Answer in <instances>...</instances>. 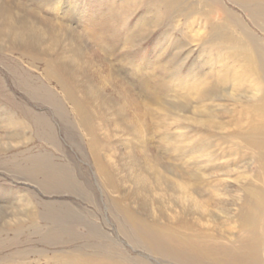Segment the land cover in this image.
<instances>
[{
    "label": "rangeland",
    "instance_id": "obj_1",
    "mask_svg": "<svg viewBox=\"0 0 264 264\" xmlns=\"http://www.w3.org/2000/svg\"><path fill=\"white\" fill-rule=\"evenodd\" d=\"M2 1L7 4L0 10V264H61L54 255L72 251L127 259L128 264H186L148 251L138 242L120 224L112 204L116 198L138 212L144 209L141 214L149 221L161 216L158 221L167 223L175 216L186 219L208 239L230 237V211L235 209L231 191L238 172L248 169L250 157L231 135L242 125L233 116L236 111L239 116L241 108L227 95L234 93L231 86L215 85V81L212 84L218 89L204 85L206 77L210 81L208 54L215 52L203 50L195 38L207 27L203 30L198 24L193 30L188 27L190 31L182 17H173L180 20L177 26L173 20L153 22L155 9L150 13L143 7L114 13L121 9L122 0H55L58 15L49 0ZM218 1L242 16L228 0ZM211 18L219 20L215 15ZM149 21L153 27L146 26ZM194 81L208 91L204 98L185 92V83ZM80 110L85 111L86 126L78 121ZM9 121L18 126L3 130ZM5 132L12 137L8 139ZM106 176L110 189L103 180ZM184 178L191 181L193 193L199 191L197 207L176 185ZM211 186L215 191L211 192ZM150 188L156 191L150 193ZM25 212L33 217L19 214ZM65 213L66 219H53ZM17 219L22 220L19 231ZM58 226L62 228L59 236L55 234Z\"/></svg>",
    "mask_w": 264,
    "mask_h": 264
},
{
    "label": "bare ground",
    "instance_id": "obj_2",
    "mask_svg": "<svg viewBox=\"0 0 264 264\" xmlns=\"http://www.w3.org/2000/svg\"><path fill=\"white\" fill-rule=\"evenodd\" d=\"M0 1H1L0 7L3 5L2 8L0 9V10H2V9H4V3H6L7 1L6 2H3L2 0H0ZM113 2H115V1L113 0ZM118 2H119V0H118ZM228 2L231 5L235 6L237 9H239L241 11L242 16L239 14H236L232 9L227 7L224 2L218 1V0H122V2H120L122 4V5H120L121 9H114L113 10L114 13L119 14L116 10H122L119 12L123 13L124 11L127 10V8H131V9H134V11H136V10L138 11L141 7H143L147 11H150V13H151V11L153 9H155L156 15L154 17H156V18L154 19V21L152 20L153 17L151 18V20L153 22L161 21L164 24V22L169 21V23H171V21L173 20V17H174V19L182 17V18H184L185 25H188L187 28L189 27V28H192V30H193L194 27L198 24L201 25V28L203 30H205L207 27V31H204L203 33L201 32L195 38V41L197 43H200L203 50H205V51L213 50L215 52V54H211V53L208 54V56H209L208 61H209L210 67H211V69H210L211 72H210V76H209L210 81L207 79V77L205 79L206 81H204L205 88H207V89L212 88V86H213L212 83H214V81H215V85L219 84V85H223V86H229V88L231 86L230 92H234V93L233 94H227V95H230L233 98L234 104H237L238 106H240L239 109L241 108V111L239 110L240 111L239 116H237V111H236V114H234V112H233V114H234L233 116L235 119H237V117H238L237 122H239L242 125L239 128H238V125H235L236 128H238V129L233 127V129L235 128L236 131L234 133H232L233 132L232 131L231 135L233 134L232 138L234 137L235 140H238L239 144L241 143L243 145L242 147L248 151V156L250 157V162H249L250 165L248 164L249 165L248 169L245 167V169H247L246 171H244V169L242 172H240L242 169L240 171L238 170L239 172L236 171V172H238V175H236L238 177L234 181L235 186H233V184H232V186L234 187L233 191H231V193H233L232 194V196H233L232 205H234L235 209H233L234 211H232V210L230 211L231 213L232 212L233 213L231 215V218L229 217V219H231L230 221L232 222L231 223L232 224V227H231L232 232H233V230H235L234 231L235 233L231 232L230 237L227 236L228 237L227 238L225 236L226 238H224L222 236L221 241L215 239L213 236L209 237L210 239H208L207 238L208 235L207 236L202 235V233H203L202 231H201L202 232L201 233L200 231H197L194 228H192L190 226V224L186 222L187 221L186 219H185L186 220L185 221L184 219L175 218V216L173 219H171L170 218L171 216H169V218L171 219V222L168 221L167 223H162V222L158 221V220H160L161 216H155V214H154L152 218H154V216H155V218H157V219H154L155 221H151V220L149 221L145 216H143L141 214V213L144 214L143 208H141V209H143L142 212H140V211L138 212L136 209L130 208L128 206V204L127 205L124 204V202H122L121 198H116L112 202L114 209L116 211V214L119 217L120 224L127 226L129 233L131 235H133L137 239L138 242H140L142 245H144L148 251H152V252H155V254L158 253L161 256L168 257V258L176 261L177 263L180 262V263H186V264H264V38L259 35V34H264V0H228ZM49 3H50L49 5L51 6L52 12L54 14L57 13V15H58L60 13L58 10L59 1L55 2V0H49ZM15 4H18L21 8H23L25 11H27V9H26L27 7L25 5L18 3V2ZM110 7H112V5ZM113 7H114V5H113ZM115 7H116V4H115ZM155 7L156 8L158 7L159 11H158V8L156 9ZM124 8H126V9H124ZM110 10H112V9H110ZM214 15L217 18H219V20L214 22L211 18ZM36 19H38L40 22H43V23L50 25L52 28L58 29L59 25L55 24L54 22H50L48 19H44L41 17H38ZM122 20H125V18ZM128 20H129V18H128ZM178 21H180V20H178ZM178 21L177 22L174 21V22H176V26L178 24ZM153 22L149 21L148 23H146V22L145 23H146V26H149L151 23L154 24ZM100 23H102V22H100ZM120 23H121V21H120ZM169 23H166V24H169ZM152 24H151V26H152ZM206 24H207V26H206ZM40 25H41V23H40ZM97 25H99V24H97ZM102 25H103V23H102ZM250 25L252 26V28L256 29L259 34L254 32L255 30L253 29L254 30L253 31L252 28H250ZM93 26H96V25H93ZM91 27H92V25H91ZM197 27L198 26H196V28ZM201 28H198V29L200 30ZM59 29H61V28H59ZM152 30H154V29H152ZM189 30L191 31V29H189ZM199 30L197 31L198 33H199ZM87 31H89V29ZM84 32H85V30H84ZM193 33H195V31H193ZM136 34H138V33H136ZM192 38L193 37H191V39ZM88 50H89V48H88ZM27 54H28V52H27ZM29 57H30V55H29ZM45 59H47V58H45ZM92 61H94V60H92ZM58 64H59V62H58ZM47 66H48V63H47ZM50 67L51 66L48 67L49 70L51 69ZM64 67H66V66L64 65ZM58 68H59V71L62 73V70H60V67H58ZM89 68H91V67H89ZM213 69L215 71H213ZM59 71H55V72H57L56 75H58L60 73ZM55 72L53 71V74ZM61 76L63 77V75H61ZM49 79H52V78L50 77ZM211 81H213V82H211ZM55 83H56V81H55ZM65 83H66V81H65ZM61 84H62V82H61ZM201 84H203V83H201ZM78 86H79V84H78ZM223 86H222V89H224ZM213 87H216V86H213ZM205 88H200L199 82H198V84H196L195 81L193 83H185V85H184L185 92L192 95V96L194 95L198 99L201 98L205 93H208V91L206 92ZM232 88L234 89V91H232ZM244 88L246 90H243ZM69 89H67V90L70 92ZM216 89H218V88L216 87ZM227 89H228V87H227ZM227 89H225V90H227ZM72 90H73V88H72ZM75 90H76V88H75ZM226 93L227 92H225V95H226ZM89 94H90V92H89ZM188 94H186L187 97H188ZM205 95H207V94H205ZM69 96L67 97V94L65 93V97H66V99H68V101L70 103L72 101V99L69 98ZM100 96H102V95H100ZM203 98H204V96H203ZM92 99H93V97H92ZM122 99H124V98L122 97ZM192 100H194V99H192ZM74 101L77 102L78 100H74ZM80 102H82V101H80ZM91 103H93V101H91ZM123 103H124V101H123ZM89 104H90V102H89ZM82 105H84V103ZM79 106H80L79 104H78V106L74 105L73 109H75V111H78ZM77 108H78V110H76ZM232 108L234 109V106ZM81 110H80L81 113L77 112L78 113L77 118H78V121L80 120L81 125L86 126V125H88L87 120L85 118L86 114L84 115L85 111L82 113L83 110L82 111ZM89 112H90V110H89ZM204 112H203V114H204ZM93 113H95V112H93ZM208 114H209V112H208ZM203 118H205V117H203ZM210 119H208V120H210ZM3 121H5V119H3ZM12 121H9L3 130H5L7 128V126L8 127L11 126V129L18 126V125L15 126L16 123L12 122ZM203 122H204V120H203ZM6 131H8V130H6ZM223 132H225V131H223ZM9 133L8 132L4 133L5 135H7L6 136L7 138L9 136L12 137V134H9ZM228 135H230V134H228ZM247 151H246V153H247ZM242 152H243V150H242ZM233 155L234 156L237 155L236 151ZM241 156H242V154H241ZM244 157H247V155ZM147 160H149V159H147ZM241 160L243 161V164H244L245 160H243V159H241ZM150 164L153 165V163H150ZM234 164L236 165L237 163L234 162ZM148 165H149V162H148ZM96 166H97L98 171L102 172V169L100 168L101 163L96 161ZM153 166H156V165L154 164ZM159 166L160 165L158 164V167ZM227 166H229V163ZM160 169H157V170L159 171ZM164 169H166V168H164ZM231 169H233V167ZM236 169H239V168H236ZM236 169H234V170H236ZM166 170H168V168ZM158 173H160V172H158ZM154 174L157 175V173H153L152 175L154 176ZM160 175H162V174H160ZM160 175L158 174L157 177L158 176L160 177ZM181 175H183V174L181 173ZM183 176L181 177L182 179H183ZM186 177H188V175ZM177 179H179V177ZM188 179L189 178H187V180ZM191 179H192V177H191ZM103 180H104L105 186H107V188L108 187H109V189L112 188V184L110 182V179L107 178V176ZM171 180H174V179H171ZM193 180L196 181V179H192L191 181H193ZM180 181L178 183H176V185H177V187H180V191H182L181 195L183 197H185V196L188 197V199L192 200L193 203L195 202L194 203L195 207H197L196 204H198V206H199V203H198L199 200H197L198 199L197 196L200 194L195 196V193L199 192V191L195 192V190H194L195 193L192 192V188L190 186L191 181L189 183L185 182L186 179L183 180V183ZM195 181H194V183H197V181L196 182ZM168 182L171 183L170 181H168ZM184 182L188 183L189 185L184 184ZM157 183H158V180H157ZM157 183H156V185H157ZM159 183H161V181H159ZM169 183H167V184H169ZM161 184H160V186H162ZM178 184H182V185H178ZM164 185H166V184H164ZM197 185H199V184L197 183ZM215 186H214V188L212 186H211L212 188L210 187L212 189L211 192L215 191V190H213V189H216ZM145 187H147V186H145ZM162 187H165V186H162ZM153 188H155V186ZM218 188L221 189L222 187L221 188L218 187ZM150 189H151L150 193L153 190L156 191V189H153V190H152V188H150ZM157 189H160V188H157ZM226 189L229 191V188H226ZM114 190H115V188H114ZM159 192H160V190H159ZM203 192L205 194L204 190H203ZM221 192H223V191L221 190ZM163 193L164 192H162L160 194L162 195ZM200 193L202 195V192H200ZM214 193L216 194L217 192H214ZM225 193L226 192L222 193L221 195L225 196L226 195ZM218 194H220V192ZM177 195H178V193H177ZM212 195L213 194L211 193V196ZM229 195H230V193H229ZM172 196H174V195H172ZM209 197H206V198L209 199ZM166 198H168V197H166ZM228 199H229V196H228ZM201 200L202 199H200V201ZM229 200H231V199H229ZM206 201H209V200H206ZM135 202H137V201L135 200ZM151 203L152 204H150V206L154 207L153 202H151ZM228 203L230 204L231 201ZM132 205H134V204H132ZM137 206L138 205H136V207ZM224 206L225 205H223V208H224ZM200 207H201V205H200ZM229 207H227V208H229ZM133 208H135V206ZM156 208H154V211ZM160 209H162V208L160 207ZM158 210H159V208H158ZM150 211H153V210H150ZM159 212H160V210H159ZM184 212L186 214L185 209H184ZM156 213H158V212H156ZM226 213L227 212L225 210L224 215ZM19 214L20 215H22V214L26 215L29 218L33 217V215H31L29 212H27V214H26V212L25 213H19ZM161 214H163V212ZM228 214H229V212H228ZM148 215H150V214H148ZM179 215L177 214V217H179ZM182 215L183 214H181V216ZM186 216H188V215H186ZM226 216H227V214H226ZM67 217H68V215H66V213L62 214V215L58 214V215L53 216V219L59 221V219H61V218L66 219ZM172 217H173V214H172ZM167 218L168 217H166L165 219H167ZM15 219H16V215H15ZM203 219L204 218L199 219V220H203ZM16 221H18L16 225H17V231H19L21 229L20 224H22V222L20 223V221H22V220L19 221V219H17ZM161 221H162V219H161ZM191 222H192V220H191ZM193 223H195V221ZM11 228H12L11 230H13V227H11ZM14 229H16V228H14ZM61 229L58 226L56 228L55 234L59 236L62 233ZM13 232H14V230H13ZM228 233H229V231H228ZM228 233H226V234H228ZM203 234H205V233H203ZM226 234H224V235H226ZM53 259H57L58 261H56V262H59V263L62 262L61 264H128V263H126L127 262L126 258H125L126 261H124L123 259L115 260L113 258H110V257L107 258L105 256H101L98 254H89V253L86 254V253H84V255H83V254H80V252H76V251L61 253L60 255L58 253L57 256L54 255ZM117 259H119V258H117Z\"/></svg>",
    "mask_w": 264,
    "mask_h": 264
}]
</instances>
